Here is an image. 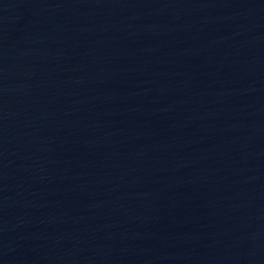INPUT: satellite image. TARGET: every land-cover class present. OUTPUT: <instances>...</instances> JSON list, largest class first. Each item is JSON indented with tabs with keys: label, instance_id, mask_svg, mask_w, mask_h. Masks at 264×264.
<instances>
[{
	"label": "water",
	"instance_id": "1",
	"mask_svg": "<svg viewBox=\"0 0 264 264\" xmlns=\"http://www.w3.org/2000/svg\"><path fill=\"white\" fill-rule=\"evenodd\" d=\"M0 264H264V0H0Z\"/></svg>",
	"mask_w": 264,
	"mask_h": 264
}]
</instances>
